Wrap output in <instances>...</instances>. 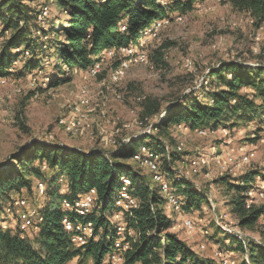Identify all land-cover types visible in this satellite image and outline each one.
I'll return each mask as SVG.
<instances>
[{
  "label": "trees",
  "instance_id": "16d2710c",
  "mask_svg": "<svg viewBox=\"0 0 264 264\" xmlns=\"http://www.w3.org/2000/svg\"><path fill=\"white\" fill-rule=\"evenodd\" d=\"M31 1L0 0V36L5 39L0 48V76L13 75V62L19 61L27 51L28 56L36 54L41 65L43 55L58 65L56 76H48V85L55 87L90 68L106 48L137 40L140 32L156 20H172L170 10L185 14L203 0H166V5L161 0H53L56 8L67 15L57 18L62 21L53 22L49 28L40 25L39 7L27 3ZM220 1L247 13L256 27L264 24V0ZM123 26H126L124 31ZM169 46V43H163L149 56L157 64H166L165 49ZM260 58L263 61L264 57ZM244 64L235 60L223 61L213 68L208 78L210 86L203 85L200 91L186 93L167 106L165 118L155 125L157 133L146 134L149 140L140 145L136 142L144 138L142 136L137 140L132 137L130 142H123L113 150L100 148L81 152L77 148L34 141L13 156L15 162L6 168H3L5 164H0V213L6 202L13 203L15 197L11 193L22 194L23 190L32 189L33 179L48 183V187L45 186L48 201L41 208L37 237L33 240L26 237V230L19 224L15 231L0 228V262L69 264L76 256L86 254L93 257L94 264H103L114 239L120 235L117 230L120 220L115 224L111 221V217L118 214L115 213L117 209L122 213V223L134 231L133 236H128L122 264H218L212 257H201L173 230L175 220L165 210L163 191L154 184L151 172H144L133 157L142 151L140 147L145 148L143 144L153 153L162 154L159 159L161 170L180 179L175 181L172 189L180 197L184 212L209 204L206 192L197 189L188 177L173 168L183 151L173 148L172 141L167 142L160 135L165 136L167 129L179 123L195 133L201 129L218 130L234 125V120L263 123L264 62L256 66ZM26 67H30V62ZM162 111L156 99H148L140 122L147 124L150 122L148 117ZM43 165L47 166L46 172ZM61 176L67 179L68 193L63 195L59 185ZM124 177L132 179L130 189L137 200L136 205L127 210L119 209L115 204ZM257 177L264 180V172L255 168L237 177L226 175L218 179L226 184L224 192L231 194V212L237 216L242 228H253L264 217V203L248 206L246 202L247 191ZM92 188L96 190L98 210L101 209L102 214L87 217L95 222L94 233L85 245H79L63 223L64 218L73 219L76 214L63 210L62 201L64 198V201L75 199ZM108 211L110 214L106 213ZM225 236L232 248L237 245L238 250L245 252L247 244L237 234L227 232ZM250 261L241 264H264V247L250 244Z\"/></svg>",
  "mask_w": 264,
  "mask_h": 264
},
{
  "label": "rangeland",
  "instance_id": "374dc122",
  "mask_svg": "<svg viewBox=\"0 0 264 264\" xmlns=\"http://www.w3.org/2000/svg\"><path fill=\"white\" fill-rule=\"evenodd\" d=\"M27 3L39 7L38 20L42 27L49 28L53 22L57 24L62 21L57 18L67 15L56 8L53 0H32ZM40 3L45 5H38ZM161 3L166 5L167 1L161 0ZM169 12L173 19L153 22L151 26L155 25L154 34L138 43L137 47L147 54V59L132 63L127 69L125 77L116 85L120 97L109 89L111 72L118 61L110 59L108 55L102 65L103 70L96 78L86 77V72L81 71L74 74L71 81L55 87H50L48 83L49 77L56 76L58 65L52 64L53 59H48V56H42L44 63L41 65L36 54L28 56L26 51L19 61L13 62V75L0 76V164H5L3 168L15 162L13 156L34 141L77 148L81 152L100 148L113 150L123 142L142 136L144 138L136 142L140 145L144 140H149L146 134L157 133L155 125L165 118L164 109L167 106L186 93L200 91L203 85L207 88L210 86L208 78L212 69L219 67L223 61L235 60L247 66L264 62V58L263 61L260 58L264 57V24L256 27L247 13L232 9L230 4L220 0H203L185 14L178 10ZM4 40L0 36V48ZM163 43L170 45L165 49L166 64H157L149 53ZM130 45L135 47L134 44ZM29 62L30 67L25 68ZM83 85L89 87L96 109L89 117L93 134L84 130L82 134L71 135L63 129L60 120L67 116L70 106L79 99ZM148 99H156L163 111L152 117L146 116L149 123L139 124ZM101 110L105 111V116L100 115ZM150 123H153V127ZM233 123L218 130L201 129L198 133L179 123L167 129L165 136L160 135L167 142L172 141L173 148L175 146L183 151L173 168L180 175L188 177L197 189L206 192L210 202L188 212L180 208L168 209V199L164 193L165 210L175 220L173 230L186 239L201 257H212L218 264L249 262L250 244L264 247V235L261 234L264 233V217L253 228L240 227L237 216L231 212V194L225 193L226 184L222 180L218 181L222 176L237 177L255 168L264 172V122L234 120ZM142 146H145L140 147L142 154H155L159 162L161 153H153L148 146ZM167 149H170L169 145ZM225 155L233 159L224 160ZM46 167L43 165L45 172ZM142 169L148 174L151 172L154 184L161 188V181L155 180V173L144 167ZM159 170L163 171L161 168ZM163 172L164 179L170 182L171 187L175 181H180ZM47 173L49 176L50 171ZM33 180L31 190L25 189L22 194L11 193L15 197L13 203L6 202L4 211L0 213V228L15 231L19 224L21 229L26 230V237L32 240L39 233L41 208L48 201L45 190L40 194L38 189L39 183L44 180ZM263 182L257 177L248 189L247 194L250 195L247 200H255L252 204L264 203V199L256 198V190ZM59 185L61 195L67 194L65 176L60 177ZM44 186L48 187V183L45 182ZM21 198L27 200L25 207L28 206L26 209L30 217L36 213L30 223L28 219L21 220L18 215L15 202ZM64 199L63 210L67 209ZM106 213L110 214L109 211ZM115 213H118V217L113 215L112 223L118 220V223H122L121 211L115 209ZM94 214L101 215V209ZM189 219H192L191 226L185 222ZM227 232L243 236L247 244L245 252L238 250L237 245L233 248L230 246V240L225 236ZM122 237L117 234L111 252L123 251V242L128 241V236ZM108 259L109 255L105 261ZM69 264H94V259L91 255L83 254L76 256Z\"/></svg>",
  "mask_w": 264,
  "mask_h": 264
},
{
  "label": "bare ground",
  "instance_id": "6f19581e",
  "mask_svg": "<svg viewBox=\"0 0 264 264\" xmlns=\"http://www.w3.org/2000/svg\"><path fill=\"white\" fill-rule=\"evenodd\" d=\"M154 26L155 25L153 26L150 25L149 27L141 31L137 40H133L132 42H129L128 44H119V45L106 48L99 56V60L96 61L90 67L92 71L90 69L85 70L86 77L96 78L99 75V73L103 70L102 65L106 59V55H108L110 59L112 60H117L119 65L116 66V68L112 70L111 72V85L109 89L117 97H120V95L117 94L118 91H117L116 85L119 84V82H121V80L125 77L124 75L132 63H138L141 61H145L147 59V54L144 51L140 50L137 47V45L141 40L142 41L144 39L146 40V38H149L151 35L154 34ZM125 28L126 27H123V30H125ZM130 43L134 44L135 47L133 48L130 45ZM80 93L81 94L79 96V99L77 100V102H75L74 104L70 106V110L67 116H65L63 119L60 120V124L62 125L63 129L67 133H70L71 135L82 134L84 133L83 132L84 130L88 131L89 134H93V131H92L93 129L91 130V127L89 124V117L94 112H96V109L94 108L93 103H92V99L89 93V87L87 85H83ZM100 113H101L100 115L105 116V111L101 110ZM139 124H142V123L139 121ZM150 124L152 125L153 123H150ZM150 132H151V129H150ZM202 132L204 131L202 130ZM226 155H225L224 160L229 159V161H231L233 159V158L232 159L230 158L231 156H226ZM133 160H135L139 164V166L147 168L150 171H153L155 173V180L161 181V190L163 191V193L167 195V199H168L167 208L177 209V210L182 209V201L180 197L178 196L176 192L173 191L170 185V182L164 179V172L159 170L160 165L157 160V155H145V154H142L141 152H138L134 155ZM131 186H132V179L130 177H124L121 187L119 191L117 192L116 199H115V204L119 209L127 210L136 205L137 200L131 193V189H130ZM41 188L43 189L42 191H40ZM38 189L40 191V194L44 193L45 186L42 181L39 183ZM256 191L258 193L257 195L255 194L256 198L258 200L264 199V182L262 183V185L259 186V189H257ZM83 195H88V200H83ZM83 195H80L79 197L72 199V200H66L65 202L66 208L70 211H73L76 214V216L73 219L66 217L63 220L65 229L73 235V239L79 245H85L88 239L93 236L95 222L92 219H87V217L89 215H93L94 213H96L100 205L97 199V193L95 189L92 188L88 192L84 193ZM253 201L255 200L248 199L246 201L247 205L248 206L251 205ZM15 204L17 206V212H18L19 210L22 209V207H25L26 204L28 203L26 199L21 198V199H17ZM35 214H36L35 212L32 213L30 217V214H28V210L24 209V215H20V218L21 220H25V219L29 220L30 218H33ZM115 217H118V214L115 215ZM185 222L189 226L192 225V219H189ZM117 230L120 233V235H123V237L133 236L134 234V231L132 229H128L126 225H123V223H118ZM238 237L241 240L244 239L243 236L241 235H238ZM126 247H127V241L123 242V248H122L123 251L118 252L114 250V252H110L109 259L107 261L104 260L103 264H113L112 257H118V254H122V263H123L124 252H125Z\"/></svg>",
  "mask_w": 264,
  "mask_h": 264
},
{
  "label": "built area",
  "instance_id": "2783aa9c",
  "mask_svg": "<svg viewBox=\"0 0 264 264\" xmlns=\"http://www.w3.org/2000/svg\"><path fill=\"white\" fill-rule=\"evenodd\" d=\"M168 21H170V18H168ZM88 69H90V68H88ZM35 82H36V80H35ZM42 190L43 189L41 188L40 191H42ZM83 200H88V195H83ZM24 209H26V207H22V209L18 211V215H24ZM16 218H17V215H16ZM25 228H31V226H26ZM112 258H113V264H122V254H118V257H112Z\"/></svg>",
  "mask_w": 264,
  "mask_h": 264
}]
</instances>
